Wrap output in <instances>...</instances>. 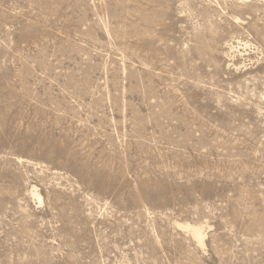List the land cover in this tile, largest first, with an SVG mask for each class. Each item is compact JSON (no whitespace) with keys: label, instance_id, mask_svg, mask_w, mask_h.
<instances>
[{"label":"rangeland","instance_id":"1","mask_svg":"<svg viewBox=\"0 0 264 264\" xmlns=\"http://www.w3.org/2000/svg\"><path fill=\"white\" fill-rule=\"evenodd\" d=\"M0 264H264V0H0Z\"/></svg>","mask_w":264,"mask_h":264},{"label":"bare ground","instance_id":"2","mask_svg":"<svg viewBox=\"0 0 264 264\" xmlns=\"http://www.w3.org/2000/svg\"><path fill=\"white\" fill-rule=\"evenodd\" d=\"M201 234H202V233H201V229H200V228L195 229V231H194V235H195V237L197 238V240L200 241V242H202Z\"/></svg>","mask_w":264,"mask_h":264}]
</instances>
